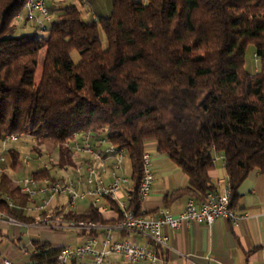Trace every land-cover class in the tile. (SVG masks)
Here are the masks:
<instances>
[{
	"label": "trees",
	"instance_id": "1",
	"mask_svg": "<svg viewBox=\"0 0 264 264\" xmlns=\"http://www.w3.org/2000/svg\"><path fill=\"white\" fill-rule=\"evenodd\" d=\"M28 1L0 0V143L29 137L39 154L61 145L67 166L63 144L74 133L109 129L111 142L131 157L129 209L137 216L148 143L190 178L185 193L198 201L216 190L214 153L226 158L232 201L251 173L264 174V0H109V13L96 12L97 21L70 4L49 8L47 35L16 36L15 19ZM251 46L261 64L254 75L246 69ZM11 154L22 166L20 154ZM5 195L29 202L7 175L0 176ZM73 219L107 224L98 210ZM62 250L39 245L33 264H56Z\"/></svg>",
	"mask_w": 264,
	"mask_h": 264
},
{
	"label": "crops",
	"instance_id": "2",
	"mask_svg": "<svg viewBox=\"0 0 264 264\" xmlns=\"http://www.w3.org/2000/svg\"><path fill=\"white\" fill-rule=\"evenodd\" d=\"M70 4L78 5L86 20H93L98 11L109 13V0H86V4L81 3L80 0H51L49 8L58 9ZM16 22V32H26L31 29L30 34H32L35 30L34 25L27 21ZM254 57L256 63L259 62L255 49ZM258 72H260V68H257L254 74ZM1 144L0 155L4 156L3 167L7 176L16 185L45 169L49 170L50 177L48 179L52 181L68 182L77 178L74 173L75 161L72 155V165H62L61 150L58 147L54 148L57 153L56 158L49 165L43 164L40 160L38 161L40 168L26 173L23 165H14L11 154L12 151L18 152L21 161L22 151H26V147L23 144L12 145L5 150L3 143ZM150 145L154 159L155 181L151 195L141 204L142 216L157 217L163 211L178 216L186 210L190 200L200 203L201 201L185 193L189 187L190 178L167 156L158 153L156 143L153 142ZM32 153L35 154L33 151ZM41 155L42 153L39 156ZM213 157L215 162L214 168L210 172V178L215 189L222 191L231 183L226 170L225 156L214 153ZM127 161L131 163L130 172H128ZM124 175L132 182L131 188L134 191L131 158L125 161ZM44 179L37 180L43 181ZM85 189L86 187L80 188L81 191ZM126 190L127 187L118 195L117 200L100 199L95 204L90 199H82L77 203L76 210L69 212L64 218L58 212L51 227L35 226V223L43 217L42 213L32 209L34 204L40 203V199H29L26 204L12 199L13 208L7 204L2 205L1 208L3 210L4 206L14 210L15 216L7 214L4 210L3 212L18 224L0 221V257L3 260H9L12 264H33V257L39 245L47 244L54 249L81 245L89 235L81 234L68 226L69 223L76 222L73 216H85L90 210H98L107 224H114L121 217L119 202L130 204ZM68 204V197H60L55 200L54 208H64ZM232 208L241 217L237 223L222 218L217 220L211 228L183 224L179 230L167 229L171 249L161 250L160 261L154 264H264V174L253 172L249 175L239 188L237 199L232 201ZM28 219L29 221H27ZM95 236L99 241L101 240L100 234ZM115 240H128L141 246H150L149 241L140 235L117 234ZM74 264L89 263L83 261ZM105 264L133 263L126 261L122 256L112 255ZM136 264L153 263L140 262Z\"/></svg>",
	"mask_w": 264,
	"mask_h": 264
},
{
	"label": "built area",
	"instance_id": "3",
	"mask_svg": "<svg viewBox=\"0 0 264 264\" xmlns=\"http://www.w3.org/2000/svg\"><path fill=\"white\" fill-rule=\"evenodd\" d=\"M50 1L29 0L15 21H27L34 25L41 37L47 35L53 23L49 9ZM82 1L86 4V0ZM93 21H97V18L94 17ZM19 142L18 135H10L3 141V145L7 150L9 146L17 145ZM150 144H146L142 158L143 175L138 188V197L142 203L151 195L155 181L154 159ZM57 147L61 149V145ZM63 148L70 151L75 161L74 173L77 177L75 180L61 182L47 178L38 181L34 177H28L18 183L23 195L30 200L40 199V203L34 204L32 208L43 214L35 226L51 227L58 212L64 218L66 214L76 210L77 203L82 199H90L95 204L100 199L117 200L125 187H127L128 200H132V182L124 175L125 161L131 157L126 149L111 142L109 129L76 132L63 144ZM224 159L226 162V158ZM3 163L4 156L0 155V176L7 175ZM81 187L86 189L81 191ZM60 197H68L69 204L64 208L55 209V200ZM3 203L14 207L10 196L0 197V221L18 224L3 212L1 208ZM119 210L121 218L114 224L85 221L67 223L70 228L81 234L87 233L89 236L79 246L63 248L56 264H74L83 261L89 264H105L112 255L122 256L133 264L140 262L154 264L160 261L161 250L171 249L167 229L179 230L183 224L211 228L222 218L234 223L241 219L232 208L231 183L222 191L215 190L207 194L200 203L190 200L186 210L178 216L166 211L159 213L157 217L137 216L129 209V205L123 202H119ZM96 234L101 235L100 241ZM117 234L143 236L149 241L150 246H141L128 240L116 241ZM0 264L12 263L0 257Z\"/></svg>",
	"mask_w": 264,
	"mask_h": 264
},
{
	"label": "rangeland",
	"instance_id": "4",
	"mask_svg": "<svg viewBox=\"0 0 264 264\" xmlns=\"http://www.w3.org/2000/svg\"><path fill=\"white\" fill-rule=\"evenodd\" d=\"M16 23L17 22L15 21L14 25L17 28ZM31 32H32L31 29H28L26 32H16V36L28 35ZM103 43L105 46L107 45L105 37L103 38ZM72 58L76 64L80 63L81 61V57L79 56L77 52H74L72 54ZM43 59H44V54L41 55L40 63L36 71V82L37 83H40L41 81L42 72H43ZM257 68L258 69L261 68V64H260V61L256 63V58L254 57V47L251 46L247 50L246 69L249 73L254 74ZM21 144H23L27 149L26 151L25 150L22 151V159H21V163L23 167L25 168L24 171L26 173L36 171L38 168H40L41 166L38 167L39 166L38 161L41 160L43 164L49 165V163L52 162L54 158H56L57 153L54 151V148L57 146H53L50 144L46 145L44 148L41 149L42 155L39 156L40 154L37 152H35V154L32 153V151H35V148H36V143L34 142V140H32L29 137H22L20 139V142L17 145H21ZM1 148H2V144L0 143V149ZM27 158L29 159L27 160ZM127 166H128V172H130L131 170L130 161H127Z\"/></svg>",
	"mask_w": 264,
	"mask_h": 264
}]
</instances>
